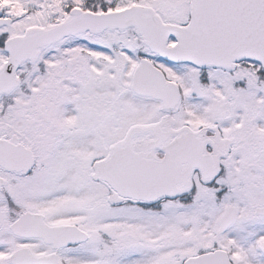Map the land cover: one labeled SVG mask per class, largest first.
<instances>
[{
    "label": "snow or ice",
    "instance_id": "1",
    "mask_svg": "<svg viewBox=\"0 0 264 264\" xmlns=\"http://www.w3.org/2000/svg\"><path fill=\"white\" fill-rule=\"evenodd\" d=\"M0 264H264V0H0Z\"/></svg>",
    "mask_w": 264,
    "mask_h": 264
}]
</instances>
